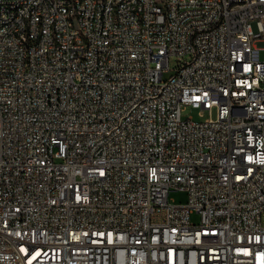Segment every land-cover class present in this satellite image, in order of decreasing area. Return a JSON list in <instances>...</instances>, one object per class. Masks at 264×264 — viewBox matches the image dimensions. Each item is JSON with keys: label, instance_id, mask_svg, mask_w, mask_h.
I'll return each mask as SVG.
<instances>
[{"label": "built area", "instance_id": "2783aa9c", "mask_svg": "<svg viewBox=\"0 0 264 264\" xmlns=\"http://www.w3.org/2000/svg\"><path fill=\"white\" fill-rule=\"evenodd\" d=\"M261 39L264 0H0V264H264Z\"/></svg>", "mask_w": 264, "mask_h": 264}, {"label": "rangeland", "instance_id": "374dc122", "mask_svg": "<svg viewBox=\"0 0 264 264\" xmlns=\"http://www.w3.org/2000/svg\"><path fill=\"white\" fill-rule=\"evenodd\" d=\"M253 28L255 31H258L257 25L254 22ZM256 45L263 48L261 51V58L264 60V39L258 40L256 42ZM177 57L171 58V71L165 73V76H170L175 73V68L177 67ZM183 118H187L189 116H193V118L197 121H204L206 120L210 115L207 110H201L197 108H192L188 106L183 110ZM170 197L174 199L176 202H185L187 201L188 195L183 190H172L170 193ZM192 220L197 222L199 220V215L197 213H194L192 215Z\"/></svg>", "mask_w": 264, "mask_h": 264}, {"label": "bare ground", "instance_id": "6f19581e", "mask_svg": "<svg viewBox=\"0 0 264 264\" xmlns=\"http://www.w3.org/2000/svg\"><path fill=\"white\" fill-rule=\"evenodd\" d=\"M159 19H167V12H159Z\"/></svg>", "mask_w": 264, "mask_h": 264}]
</instances>
